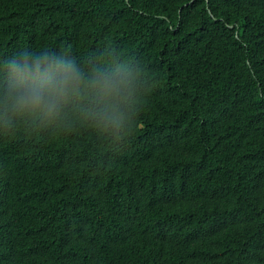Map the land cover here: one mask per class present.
<instances>
[{
	"label": "trees",
	"instance_id": "1",
	"mask_svg": "<svg viewBox=\"0 0 264 264\" xmlns=\"http://www.w3.org/2000/svg\"><path fill=\"white\" fill-rule=\"evenodd\" d=\"M118 49L124 144L70 109L0 132V264H264V0H0V57Z\"/></svg>",
	"mask_w": 264,
	"mask_h": 264
},
{
	"label": "clouds",
	"instance_id": "2",
	"mask_svg": "<svg viewBox=\"0 0 264 264\" xmlns=\"http://www.w3.org/2000/svg\"><path fill=\"white\" fill-rule=\"evenodd\" d=\"M144 75L118 49L88 63L68 51L21 48L0 57V132L17 126L54 130L70 109L113 142L124 144L140 123Z\"/></svg>",
	"mask_w": 264,
	"mask_h": 264
}]
</instances>
